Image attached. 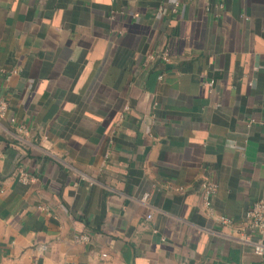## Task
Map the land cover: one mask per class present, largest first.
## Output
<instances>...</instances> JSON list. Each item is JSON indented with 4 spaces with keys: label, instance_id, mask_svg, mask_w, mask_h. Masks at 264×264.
Returning a JSON list of instances; mask_svg holds the SVG:
<instances>
[{
    "label": "crops",
    "instance_id": "1",
    "mask_svg": "<svg viewBox=\"0 0 264 264\" xmlns=\"http://www.w3.org/2000/svg\"><path fill=\"white\" fill-rule=\"evenodd\" d=\"M0 99V264H264V0H0Z\"/></svg>",
    "mask_w": 264,
    "mask_h": 264
},
{
    "label": "built area",
    "instance_id": "2",
    "mask_svg": "<svg viewBox=\"0 0 264 264\" xmlns=\"http://www.w3.org/2000/svg\"><path fill=\"white\" fill-rule=\"evenodd\" d=\"M164 59L168 60L167 53L163 56ZM214 82H210L212 85ZM8 111L7 101L0 99V116H4ZM32 177L23 172L20 175V180L24 183H29L32 181ZM178 190L182 191L183 188L179 187ZM218 191V184L214 180H204L201 184V210L203 214L211 218L213 216V200ZM151 197V192H146L142 200L148 202ZM150 213L147 214V218H151ZM223 223H227L228 219L226 217H221ZM243 228L248 230L250 236H254L255 239L252 241L254 247V253L258 256H264V195L256 200L252 207L246 212L245 220L243 222ZM79 240H88L87 235H80Z\"/></svg>",
    "mask_w": 264,
    "mask_h": 264
}]
</instances>
